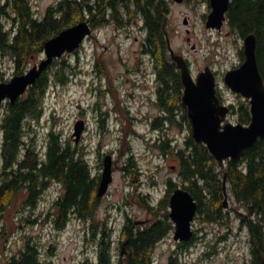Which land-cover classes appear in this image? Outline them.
Listing matches in <instances>:
<instances>
[{"label":"rangeland","instance_id":"1","mask_svg":"<svg viewBox=\"0 0 264 264\" xmlns=\"http://www.w3.org/2000/svg\"><path fill=\"white\" fill-rule=\"evenodd\" d=\"M59 1L30 0V3L34 13L43 18L47 10ZM167 1L170 5L168 33L173 45L180 47V51L191 59L194 72L198 73L207 65L212 66L217 71L218 88L227 105L238 109L243 103L250 107V102L234 94L224 80L228 71L242 64V37L236 33L233 36L230 28L223 34L209 33L204 23L207 12L204 0H188L180 5L174 0ZM186 19L188 26L184 24ZM6 25L10 29L14 27L12 21H7ZM142 27V23L136 22L128 29L118 30L114 25L93 29L92 36L78 52L66 54L59 61V64L65 62L69 66V79L64 83L56 80L59 65L48 70L50 83L43 111L38 120L28 121V141L33 139L38 151L45 155L49 133L54 130L61 139L84 150L95 175H102L104 159L112 155L114 181L93 219L72 218L62 230L56 227L52 210L55 200L63 193L59 184L48 185L34 205L25 204L27 196L19 195L0 219V232L4 235L0 241V264H6L8 258L20 256L28 242L36 246L43 263L99 264V247L108 246L112 260L117 264L121 254L119 237L125 217L132 218L134 222L148 221L149 226L167 210H156L159 211L157 217L147 209V203L160 207L170 181L182 188L176 151L184 148L191 135L189 128L183 123L180 130L169 129L165 133L154 134L150 125L142 122L149 108L143 104L144 90L140 87L144 85V77L151 72L152 64V58L143 54L146 32ZM192 45L196 46V52L192 51ZM43 59L44 54L34 57L28 70ZM2 65L6 82H9L16 76L12 57L2 58ZM135 81L140 84V89L136 90L138 100L129 103L134 88L138 86ZM111 87L115 89L111 91ZM6 103L0 105V174L3 171L2 122ZM126 107L132 111L133 117L140 119L135 127ZM81 120L86 121L87 128L76 144L73 138L75 125ZM227 123L240 124L238 117L232 114ZM159 134L168 135L167 139H172L170 143L173 142V146L165 141L161 145H167L169 149L161 150L151 140ZM99 153L104 155L102 166ZM130 158H133L132 162H129ZM228 193L229 209L225 212V224L208 222L199 215L193 224L195 240L188 247L175 241L174 228L156 245L152 264H169L173 256L178 257L180 264H251V237L241 224L245 212L235 203L229 186ZM105 224L107 231L113 229L111 244L108 239L102 240ZM93 225L98 227V241L90 230Z\"/></svg>","mask_w":264,"mask_h":264},{"label":"trees","instance_id":"2","mask_svg":"<svg viewBox=\"0 0 264 264\" xmlns=\"http://www.w3.org/2000/svg\"><path fill=\"white\" fill-rule=\"evenodd\" d=\"M169 6L167 0H60L47 10L43 18H39L30 0H0V84L7 81L2 58L12 57L15 75H22L34 57L44 54L47 41L85 20L92 29L114 25L121 30L136 22L142 23L146 32L143 54L152 58L159 68V75H177L167 49ZM7 21H12L14 27L8 28ZM228 22L231 31L242 38L256 35L258 64L264 78V0H231ZM240 55L243 60V51ZM59 61L55 60L52 66L59 65L55 77L64 83L70 76L67 73L69 66L65 62L59 64ZM49 83L47 71L18 101L6 103L2 122L0 219L19 195L27 196L25 204L34 205L48 185L57 183L63 193L55 200L52 210L56 227L62 230L72 218L86 221L96 215L103 200L98 197L101 174H94L83 149L64 141L54 130L49 133L45 155L38 151L33 139L28 141V121L40 118ZM233 107L232 115L238 117L239 123L249 125L251 112L248 104L242 103L238 109ZM186 110L182 124L189 128L191 135L184 148L176 151L182 188L198 202L197 217L202 215L208 222L225 224L223 186L226 174L232 197L245 212L241 224L251 237V264H264V139L242 152L238 159L228 161L226 168L222 169L207 146L194 139ZM161 144H157L161 150L169 149ZM132 161L130 158L129 162ZM176 188L178 184L170 181L160 207L147 203V209L157 217L159 211L156 210H167L162 217L147 227H136L132 219L128 222L123 240H130L131 255L117 264H152L156 245L174 229L168 208ZM3 236L0 232V241ZM194 240L195 235L185 246H190ZM6 264L52 263H43L36 246L28 242L20 256L8 258ZM99 264H114L108 246L101 248ZM169 264H180L178 257L173 256Z\"/></svg>","mask_w":264,"mask_h":264},{"label":"water","instance_id":"3","mask_svg":"<svg viewBox=\"0 0 264 264\" xmlns=\"http://www.w3.org/2000/svg\"><path fill=\"white\" fill-rule=\"evenodd\" d=\"M174 1L180 4L185 2V0ZM210 3L213 11L208 16L207 28L222 30L227 21L231 0H211ZM188 23L186 19L184 24L188 26ZM90 36H92V27L85 20L47 41L44 47L45 59L39 65L22 75L15 76L9 82L0 84V105L7 101L11 103L18 101L31 86L36 84L56 59L76 52ZM167 41L172 59L181 70L184 86L182 101L188 109L193 137L198 143L206 145L220 167L225 169L228 161L238 159L242 152L264 139V78L258 64L257 37L254 34L245 37L243 64L227 72L224 78L225 84L232 92L249 100L251 110L249 125L227 123L231 109L223 105L218 97L217 81L212 70L207 68L195 81L185 59L175 55L168 34ZM85 128L84 120L75 125L73 138L77 144ZM113 165V157L106 156L98 188L100 199L108 194L114 181ZM223 191L224 207L228 209L229 193L226 174ZM198 207V202L190 192L183 188L177 189L171 196L170 218L175 224L174 239L176 242L189 243L193 239L192 227Z\"/></svg>","mask_w":264,"mask_h":264},{"label":"flooded vegetation","instance_id":"4","mask_svg":"<svg viewBox=\"0 0 264 264\" xmlns=\"http://www.w3.org/2000/svg\"><path fill=\"white\" fill-rule=\"evenodd\" d=\"M186 1H188V0H186ZM190 1H192V0H190ZM204 2H206V5H207V12L204 16V23L206 25L208 16L212 12V7H211V3H210L211 0H204ZM228 28H230L229 22H226L224 24L222 30L218 31L216 29H208L207 28V31L209 33H212V34H223ZM189 33H190V31H189ZM230 33L233 36H235V33L231 31V28H230ZM170 40H171V37H170ZM241 40L244 41V38H241ZM191 41H192V39L188 38V42L192 43ZM171 45H172V49H173L175 55L178 57L181 56L185 59V61L187 62V65H188V67L192 73V76L195 80L198 78L199 74L202 73L203 71H205L207 68H211L213 70V72L216 76V79H217V76H218L217 71H215V69L210 65L205 66L198 73H195L193 70V63L191 62V59L188 57V55L186 56V54L184 52L180 51V47H175L172 43V40H171ZM192 47H193V45H192ZM167 49H168V53L171 57V52H170L169 47ZM192 51L196 52L197 50L192 48ZM171 59H172V57H171ZM244 59L242 60V62L244 61ZM172 62H173V68L175 69L177 75H173V76L159 75L158 74L159 68L152 61L151 72H149V74L144 77V85H142V87H140L144 90L143 91L144 92L143 98L145 100H144L143 104L145 107L148 106V108H149L148 113L144 114L146 116V118L142 122H144V123L146 122L147 124H149L150 125V131H154V134L156 132L161 133V131H164V133H165L169 129H179L180 130V125L181 126L183 125L182 120L184 117L185 109H187V108L182 104L183 102H180V100L182 101L184 87H183V83H182L180 67L178 66V64L174 60H172ZM180 82L182 84L181 90H180ZM135 83L138 86H136L134 88L132 95L129 98V103L132 101L138 100L136 90L140 89V88H138L140 84H138L136 81H135ZM114 89H115L114 87H111V91H113ZM103 91H105V89ZM103 91H102V93L104 94L105 92H103ZM180 91H181V94H180ZM218 95H219L221 102L223 104L227 105V103L223 99V96L220 94L219 88H218ZM126 105H128L127 101H126ZM228 106L231 108V110H233L234 105L230 104ZM126 109H127V112L131 115L132 111L129 109V107H126ZM186 112L188 113V109L186 110ZM147 115H149V117ZM130 118L132 120V123H134V127H135L136 122L140 123V119L138 117H133L131 115ZM86 128H87V124H86ZM167 138H168V135L163 136V135L159 134V135H155V137H152L151 140L155 144H158V143L161 144V143L167 141L170 144V146H173L174 143L173 142H172V144L170 143V141H172V139L171 138L167 139ZM99 156H100V162H101V166H102L103 160H101V158L104 155L102 153H99ZM93 218H91V219H93ZM131 219L132 218H130L128 216H126L124 219L123 229H122V233L119 237V243H118V249L120 250V253H121L119 261H124L125 258L128 259L129 255H131L130 240L128 238H125V240H123L124 231L128 225V222ZM136 223H141V224L136 225ZM148 224H149L148 221H136L135 222L136 227L137 226L147 227ZM104 226H105V228L101 232L102 240L108 239L109 243L111 244V242H112L111 241V235L113 234L112 233L113 229L109 228V230L107 231V229H106V228H108L107 225L105 224ZM90 230L92 232L93 238L98 241L99 240L98 239V233H99L98 227L96 225H93L90 228ZM126 243H128V244H126ZM101 248H103V247H99V251L101 250Z\"/></svg>","mask_w":264,"mask_h":264}]
</instances>
